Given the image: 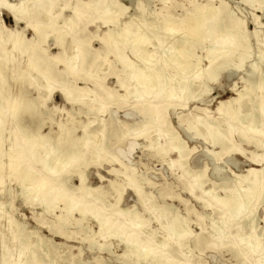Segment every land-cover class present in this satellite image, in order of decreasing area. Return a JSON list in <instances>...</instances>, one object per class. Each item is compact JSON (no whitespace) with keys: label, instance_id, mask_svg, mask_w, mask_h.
<instances>
[{"label":"bare ground","instance_id":"bare-ground-1","mask_svg":"<svg viewBox=\"0 0 264 264\" xmlns=\"http://www.w3.org/2000/svg\"><path fill=\"white\" fill-rule=\"evenodd\" d=\"M104 1L88 0L84 4L97 12L104 24H114L117 22L116 16L126 9L123 8L119 0L118 2L111 1L114 9L103 6ZM162 2L164 6L169 4L168 0ZM243 2L249 6L254 3L252 0H244ZM55 3L56 0H16L15 3L0 0V6L12 16L16 23L25 20L26 27H29L34 33L33 37L28 40L23 31H10V37L13 36V48H16L21 42L27 45V49L36 45L39 23L33 22L32 17L43 13L45 18H51V24H54L53 19L56 17V13L53 8ZM191 3L193 4V2ZM45 4H47L46 7ZM257 8L262 9L264 13V7L258 6ZM223 9L226 10L222 0H220L219 7L216 8L212 6L211 2H207L205 5L193 4L192 14L194 16L191 18V13L176 16L170 14L166 9H161L159 12L152 10L153 12L148 13L149 11L145 9V6H139L138 14L136 12L132 14L127 23L118 24L112 29L108 28L103 32L100 39L104 46L115 48L117 58L122 61V73L131 83L129 87L126 85L123 87L127 94L133 98H140L139 89H143L146 96L153 93L155 98L169 106H177L179 102L184 100L181 104L184 107L189 99H196L194 87L203 84L200 81L198 71L196 72L198 64L193 60V53L190 49L182 47L185 41L184 35L187 32L203 38L205 34L209 33L210 27H205L206 25L202 20H208L210 15L212 18L217 17L213 29L220 30L224 34L220 40L214 41L207 51L205 58L209 62V70H211L209 78L215 79L222 72L231 70L233 72L242 71L243 75L239 79L243 84L242 90L237 92L236 88H233L237 98L219 102L215 110L223 119L225 118L231 123L227 133L220 129L221 124L219 122L210 123L201 117L187 121L183 129L186 133L188 132L190 139L202 138L211 148L217 147L219 149L214 152L206 148L207 156L216 158L238 153L254 166L259 161L253 158L249 152L236 148L230 137L236 133L241 141H246L248 144L255 143L258 148L264 149V95L258 101H255L254 98L259 90L264 89V72H259L258 65L255 63L246 66L251 49L246 43L249 34L245 30V22L243 20L232 21L228 15L225 16ZM79 14L78 10H73V15L77 20ZM0 21L2 20L0 19ZM73 25V19L69 17L59 28L61 30L68 28L70 32L73 30ZM61 30L56 34V39L61 42L60 45L63 44L66 36ZM226 31L228 32L226 33ZM256 34L257 32L253 33L254 36ZM80 43L79 40L74 42L75 47L73 45L65 47L63 53H59L53 58L55 63H62L64 67L56 77H53L52 65L40 61L36 56L33 57V54L29 58L28 65L31 71H34L35 76L30 77L28 72L11 67L5 60L6 52L0 51V84L8 73H10L11 81L14 82L11 86L7 85L0 88V193L5 191L11 198L21 197L23 204L38 205L43 212H53L60 205L58 207L60 212L55 215L54 220L57 223H62L63 226L70 222L75 213L79 216L76 221L77 225L87 216L91 217L96 223L97 231L94 232L89 229L88 233L92 237L99 236L115 240L117 245L122 247V254L118 258L128 264H140L142 261L150 264H189L186 260L180 263L175 262L165 254L162 251L164 243L151 245L149 242L138 239L137 234L141 227L147 223L146 218L139 219L135 213H130L128 208H121L109 214L104 212L103 207L99 208L97 204L101 199L100 187L91 188L87 186L83 173H79L80 185L77 188V193L65 189L64 184L69 180L63 182L62 177L70 169L73 170L75 167L83 165L82 159L87 153L91 155V162H99L103 150L100 143L103 136L102 138L100 136L104 125H101V128L98 127L99 129L94 132H88V126H93L95 117L84 124L80 121V115L96 116L101 110L96 106L83 112L80 111V108L78 110L73 109L75 116L70 115L62 122L55 121L51 115L68 114V111L55 108L53 111L48 109L45 112L43 110L40 112L39 108L41 109L43 105L42 98L39 96L29 97L25 83L30 84L38 77L46 83L37 84L35 90L43 89L46 91L49 88V81L52 80L65 92V96L69 100L77 102L78 96L72 95L69 89L73 88H69L66 84L68 80L66 73L72 76L78 75L79 68L84 66L85 54ZM230 46L235 47V51L224 52V49H229ZM26 48H24V52L27 51ZM125 50L130 53L133 59L124 53ZM167 71H172V75L168 78L164 74ZM16 85L18 91H14ZM202 92L207 93V90H202ZM43 115L50 120V125L56 124L57 132L52 129L46 133L42 131L47 120V118L46 120L43 119ZM79 126L81 127V135L77 136L75 132ZM120 127L119 132L123 138L141 136L135 132L132 126ZM108 130H112L110 133L118 132L112 127ZM158 131L163 135L165 133L159 129ZM166 132L169 141L164 153L171 160L172 166L178 163V166L184 169L186 174H189L190 172L185 167L187 151L192 152L196 148L189 149L187 141L175 129H167ZM262 138L263 140H261ZM152 146L150 145V147ZM154 146L159 147L160 144L156 142ZM131 149L132 144L129 145V152ZM85 164L87 165V163ZM203 167L196 169L194 173L195 179L191 182V196L204 203L206 207L215 205L221 211V226L214 227L217 242L221 247L235 248L238 246L244 249L247 256L258 257L260 262L261 259H264V253L261 251V238L264 237V233L261 232L262 234L259 236L253 231L255 234L244 236L239 234L242 231H238L237 228L236 242L231 237L226 236L225 231L231 221L245 217L248 204L258 199L264 201L263 170L258 171L249 167L245 173L231 171L233 177L231 187L227 188L226 192L224 191V196H218L215 195L214 188L202 189L205 184L202 178L207 171L206 164ZM112 172H116V170L113 169ZM215 174L220 175V170L217 167L214 168ZM97 176L102 179L99 173ZM121 182L123 186L120 191L113 189L112 182H109L110 188L116 196L115 203L121 200V195L126 189H133L135 186L134 179L128 171L123 174ZM163 207L167 208L169 205L159 209L164 210ZM253 211L252 209L251 213ZM117 217H126L127 220L123 223H117L115 221ZM184 221V216L178 209H174L171 220L164 226L168 235L174 236L180 247L183 246L182 239H185L189 234L188 226ZM214 224L215 222L212 226ZM252 224H254L253 221L250 225L255 227ZM8 225L12 228L11 233H8L0 222V264H5V262L7 264H57L51 258L55 252L52 241L39 237L36 231L28 230L25 224L21 222L14 223L11 218ZM80 227L84 229L82 226ZM239 228L241 229V227ZM18 241L22 245L15 244L14 253L11 252L8 242L16 243ZM93 245L94 240L89 244L90 250ZM78 252H80L79 249L71 248L69 259L74 261ZM64 257L68 256L65 255Z\"/></svg>","mask_w":264,"mask_h":264},{"label":"rangeland","instance_id":"rangeland-1","mask_svg":"<svg viewBox=\"0 0 264 264\" xmlns=\"http://www.w3.org/2000/svg\"><path fill=\"white\" fill-rule=\"evenodd\" d=\"M7 1L9 3L16 2V0ZM87 1L56 0L53 8L56 13V17L53 19L54 24H51L52 19L49 17L45 18L43 13L32 17V21L39 23V26L38 34L36 35V45L31 49H27V45L24 42H21L16 48L12 47L13 36L10 37V31H23L28 40L33 37L34 33L33 30L26 27L25 20H20L16 23L12 16L0 6V19L2 20L0 21V51L6 52L5 60L11 67L28 72L30 77L35 76L34 71H31L28 65L32 54L33 57L36 56L40 61L50 63L53 68V77H56L64 67L62 63H55L53 58L59 53H63L65 47L71 45L75 47L74 42L81 41L80 47L85 54L84 66L79 68L78 75L72 76L66 73V79H68L66 84L69 88H73L69 89L72 95L78 96L79 99L76 98L78 99L77 102L69 100L65 96V92L55 85L52 80L49 81V88L46 91L43 89L35 90L37 84L46 83L38 77L37 80L31 81L30 84L25 83L29 97L39 96L42 98L43 105L41 109L39 108L40 112L42 110L45 112L48 109L53 111L55 108L68 111V114L51 115L55 121L62 122L70 115L75 116L73 109L78 110L80 108V111L83 112L96 106L101 110L96 116L80 115V121L84 124H87L89 119L95 117V123H93V126H88V132H94L96 129L101 128V125H104L100 136V138L103 136L100 143L104 151L102 150L101 152L99 162H91V155L87 153L82 159L83 165H79L73 170L70 169L62 177L63 182L64 180H69V182L66 181L64 184L65 189L72 193H77V188L80 185L79 173H83L87 186L91 188L100 187L99 194L101 199L97 204L99 208L103 207L106 214L121 208H128L130 213H135L139 219L146 218L147 223L141 227L137 234L138 239L149 242L151 245L164 243L162 251L175 262L180 263L186 260L189 264H246V262L247 264H260L258 257L247 256L244 249L238 246L235 248L221 247L216 240L217 236L214 231L215 226H221V211L215 205L206 207L204 203L195 200L191 196V182L195 179L194 173L196 169L204 168L205 164L207 171L202 178L205 182L202 189L214 188L215 195L218 196H224L227 188L231 187L233 179L231 171L245 173L249 167H253L258 171L263 170L264 173V149L258 148L255 143L248 144L246 141H241L236 133L230 137L236 148L249 152L253 158L259 161L258 164L253 166L238 153L222 155L216 158L207 156L206 148L214 152L219 149L217 147L211 148L202 138L194 137L190 139L188 132L186 133L183 129L187 121H193L196 117H201L210 123L219 122L221 124L220 129L226 133L231 126V123L225 118L223 119L215 110L219 102L237 98L233 88H236L237 92L242 90L243 84L239 79L243 72H233L231 70L222 72L215 79L211 80L209 78L211 70H209V62L205 58L207 51L213 45L212 43L220 40L224 34L220 30L216 31L213 29L218 18H212L210 15L208 20H202L206 25L205 27H210L209 33L205 34L203 38L187 32L184 35L185 41L182 47L190 49L193 53V60L198 64L196 72L198 71L200 81L203 82L200 86L194 87L196 99H189L184 107L181 105L184 100L179 102L177 106H169L167 103L155 98L153 93L146 96L143 89H139L140 98H133L127 94L123 87L124 85L129 87L131 83L122 73V61L117 58L116 49L111 46H104L100 39L103 32L108 28L112 29L118 24L127 23L132 14L135 12L138 14L139 6H145V9L149 11L148 13L166 9L170 14L176 16L191 13L190 17L192 18L194 16L192 14L193 4L205 5L207 2H211L212 6L216 8L219 7L220 0H168L169 4H166V6L162 2L163 0H139L138 4V0H119L126 10L116 16L117 22L114 24H104L103 20L98 17L97 12L84 4ZM111 1L118 2V0H105L103 6L114 9ZM222 1L225 4L226 10L224 11L223 9L225 16L228 15L232 21L243 20L245 22V30L249 34L246 38V43L251 49L249 50L251 54L246 66L248 67L250 64L255 63L258 65L259 72H264V60H262L264 59V13L262 9L257 8L258 6L264 7V0H252L254 2L252 6L245 4L244 0ZM46 6L47 4H45ZM74 9L80 13L78 20L73 15ZM69 17L73 19V30L70 32L68 28L61 30L59 27ZM59 30L66 35L62 45L56 39V34ZM254 32H257L256 36L253 35ZM229 34L232 36L231 33ZM24 48L27 51L24 52ZM230 50L235 51V47L230 46L229 49H224V52ZM124 53L133 59L128 51L125 50ZM258 53L262 54V58L261 54ZM164 74L168 78L172 75V71H167ZM13 84L10 73H8L2 79L0 88ZM14 88V91H18L17 85ZM202 90H207V93H203ZM263 95L264 89L259 90L254 95L255 101L260 100ZM46 118L43 115V119L46 120ZM124 125L132 126L135 132L141 136L136 137L135 135L123 138L119 129H121L120 126ZM69 126L71 127V125ZM110 127L115 128L118 132L110 133L112 131L108 130ZM80 128V126L77 127L75 135H81ZM49 129L56 132L58 130L56 124L50 125V120L47 118L42 131L46 133ZM158 129L163 133L165 132L164 135L160 134ZM167 129L178 131L180 136L187 141L189 149L196 148L192 152L187 151L185 167L190 172L189 174H186L184 169L178 166V163L172 166L171 160L164 153L169 141L166 134ZM156 142L160 144L159 147L154 146ZM131 144L132 152H129V145ZM150 145H153V148ZM218 158L220 159L218 160ZM209 161H211L210 164L208 163ZM215 167L220 170V175L218 176L217 174L214 175ZM113 169L116 172H112ZM127 171L133 177L135 186L133 189H126L121 195V200L115 203L116 196L111 190L109 182H112L113 189L120 191L123 186L121 179ZM97 173L101 175L102 179L97 176ZM0 200L2 202L0 206V222L5 230L8 233L12 232L11 226L9 227L8 225L11 218L14 223L21 222L25 224L28 230L36 231L39 237L52 241L55 246V252L51 255V258L57 264H128L118 258L122 254V247L117 245L115 240L99 236L92 237L88 233L89 229L94 232L97 231L96 223L91 217L87 216L86 219L77 225L76 221L79 216L75 213L71 217L70 222L63 226L62 223H57L54 220L55 215L60 212V208L58 209L60 205L53 212H43L40 206L23 204L21 197L11 198L8 192L5 191L2 194L0 193ZM165 205H169L171 207L170 210L169 207H163L164 210L159 209ZM174 209H178L184 216V223L189 229L188 236L181 241L182 247L179 246L174 236H169L164 229V226L171 220V214ZM252 209L254 210L253 213H251ZM126 220V217H117L115 221L123 223ZM252 221L254 223L252 225H255V227L250 225ZM214 222L215 224L212 226ZM80 226L84 229H81ZM237 228L238 231L241 230L243 232H239V234L244 236L255 233L261 236L264 233V202L261 199L248 204L245 217L230 222L225 235L236 242ZM93 240L94 245L90 250L89 244ZM15 244L22 245L19 241L16 243L8 242L11 252L14 251L13 247ZM71 248H76L80 251L75 256L74 261L69 259ZM65 255L68 257H64ZM140 264L150 263L142 261Z\"/></svg>","mask_w":264,"mask_h":264},{"label":"snow or ice","instance_id":"snow-or-ice-1","mask_svg":"<svg viewBox=\"0 0 264 264\" xmlns=\"http://www.w3.org/2000/svg\"><path fill=\"white\" fill-rule=\"evenodd\" d=\"M208 163L210 164L211 161H209ZM262 202H264V201H262ZM261 251H262V253H264V237L261 238ZM5 264H7V262H5ZM246 264H247V262H246ZM260 264H264V259H261Z\"/></svg>","mask_w":264,"mask_h":264}]
</instances>
